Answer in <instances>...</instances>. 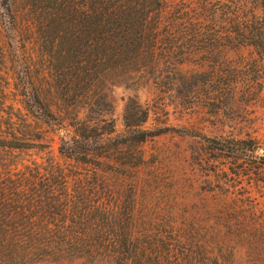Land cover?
<instances>
[{
  "label": "trees",
  "instance_id": "obj_1",
  "mask_svg": "<svg viewBox=\"0 0 264 264\" xmlns=\"http://www.w3.org/2000/svg\"><path fill=\"white\" fill-rule=\"evenodd\" d=\"M24 1L32 9L26 21L15 9L12 33L0 7V264H242L244 246L264 255L253 195H173L196 182L182 178L170 195H142L143 146L163 132L136 101L119 131L107 91L153 78L218 115L240 90L264 98V0ZM220 19L223 35L204 27ZM206 54L207 68H186ZM208 150L241 162L239 178L264 164L254 138L210 139Z\"/></svg>",
  "mask_w": 264,
  "mask_h": 264
},
{
  "label": "rangeland",
  "instance_id": "obj_2",
  "mask_svg": "<svg viewBox=\"0 0 264 264\" xmlns=\"http://www.w3.org/2000/svg\"><path fill=\"white\" fill-rule=\"evenodd\" d=\"M179 2L191 6L186 1ZM7 5H12V13L4 8ZM0 7L1 21L9 33H12L8 28L13 25L15 9L22 21L27 20L26 13L32 9L24 0H0ZM204 27L213 28L212 34L221 36L225 33L226 24L220 19L215 24L206 23ZM207 56L203 55L186 68H207L213 61L208 62ZM197 90L205 93L207 88ZM107 91L119 131L124 130L123 116L127 104L136 101L150 110L146 126L163 132L143 146L149 166L143 168L142 195H170V187L174 183L177 185L179 178L194 179L196 182L191 192L185 194L175 190L173 195H253L264 207V164L252 160L247 166L246 176L239 178L235 172L241 162L232 164L226 157L214 158L220 154H210L208 150L210 139L220 137L254 138L264 144V98L248 97L244 90H240L232 103L218 115L214 113L216 105L196 100L184 102L176 91L161 93L153 78L114 81L108 85ZM157 153L163 158L153 163L156 159L153 155ZM227 175L231 179L230 187L225 184ZM237 259L242 264H264L262 253L245 246L238 250Z\"/></svg>",
  "mask_w": 264,
  "mask_h": 264
}]
</instances>
